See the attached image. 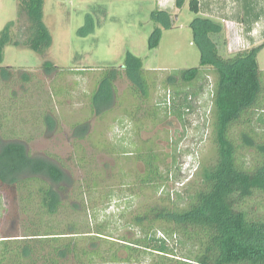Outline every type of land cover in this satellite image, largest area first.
I'll use <instances>...</instances> for the list:
<instances>
[{"label":"rangeland","instance_id":"1","mask_svg":"<svg viewBox=\"0 0 264 264\" xmlns=\"http://www.w3.org/2000/svg\"><path fill=\"white\" fill-rule=\"evenodd\" d=\"M190 1L183 0L179 7L177 0H44L42 22L50 34V43L39 53L25 44L30 38L27 33L30 20L25 12L20 15L19 0H0V32L14 23L11 32L20 42L5 47L0 65L10 73L4 77L0 69V140L21 141L30 155L56 162L71 180L65 185L68 196L61 192L65 208L49 217L44 228L58 221L64 222L61 229L66 233L74 229L77 232L73 223L87 227L91 233L98 228L108 242L103 248L118 243L122 237L132 241L142 239L139 229L131 226V215L156 204L158 198L166 196L163 191H169L172 200L177 201V195L185 193V187L179 183L184 180L183 165L190 158L203 164L215 161L216 149L208 127L215 82L212 69L202 68L206 77L193 87L176 83V89L194 93L189 97L190 113L188 110L184 113L188 118L186 125L173 115L166 116L173 105L174 86L165 82L177 72L200 67L201 52L194 25L203 19L223 27L221 33L211 37L221 56L256 49V60L264 77V12L254 9L250 0H212L214 15L204 9L195 13ZM160 11L168 13L171 21L164 15L154 14ZM225 20L242 24L248 36L238 43L229 41L224 30ZM168 21L172 23L170 27L166 26ZM158 28L159 44L151 48L150 38ZM128 54L142 61L141 78L151 87L150 95L144 100L132 92V83L124 71ZM45 63L52 64L55 70L46 72ZM114 69L121 76L111 86L116 96L107 106L104 100L110 94L105 93L110 87L104 84ZM141 87L138 84L139 91ZM98 90L102 91V97H97L100 110L95 112L93 102ZM256 106L249 110L247 122L237 124L235 136L238 138L243 129L252 131L261 145L264 143V83ZM150 109L157 111V120L161 122L140 126L131 118L137 113L136 117L145 121V112ZM46 117L54 119L53 129L46 125ZM78 123L89 124V136L85 140H76L72 128ZM142 142L160 154L164 170L173 169L175 148L178 151L176 162L180 170L173 169L171 181L160 190L152 184L139 185L138 178L145 170L144 164L137 160ZM239 152L244 167L255 166L259 149L255 147L249 152L245 148ZM176 177L181 179L175 182ZM89 188H92L91 194H87ZM15 195L13 200L4 199L0 203V239L23 236L24 223L34 217L32 210L26 214L19 212L17 205H22L23 200ZM185 199L182 206L187 204ZM249 204L257 205L255 210L259 212L264 211V195L258 193ZM163 234L159 233L158 237ZM168 245L178 256L189 253L188 245L179 237L170 239ZM129 252L119 253L126 259ZM153 256L140 250L130 263L103 262L101 258H97V263L150 264Z\"/></svg>","mask_w":264,"mask_h":264},{"label":"trees","instance_id":"2","mask_svg":"<svg viewBox=\"0 0 264 264\" xmlns=\"http://www.w3.org/2000/svg\"><path fill=\"white\" fill-rule=\"evenodd\" d=\"M43 2L44 0H19L20 15L25 12L30 20L27 30L30 38L25 44L39 53L50 43V34L42 22ZM182 3L183 0H177L179 7ZM190 7L195 13L200 12L198 0H191ZM154 14L164 15L171 21V16L165 11ZM171 25V22L166 24L169 27ZM14 26L11 23L0 32V65L4 59L5 47L20 44L11 32ZM194 26L196 44L201 52L200 67L183 70L168 77L165 83L171 84L174 89L173 105L166 116H175L182 125L188 123L184 113H190L189 97L194 93L176 89V83L186 88L193 87L206 77L204 68L212 69L215 82L211 91L212 107L208 127L212 134L210 140L215 145L216 159L213 163H200L192 179L194 181L183 186L187 204L181 205L183 195H177L178 199L174 201L169 191H163L166 196L158 198L156 204L131 215V226L139 229L143 234L142 239L132 241L122 237L118 243H112L110 248H103L108 242L98 228L91 233L87 231V227L82 228L79 223L80 226L73 223L77 232L74 229V232L66 233L61 229L63 221L44 228L49 217L65 208L61 192L68 196L65 185L70 184L71 180L56 162L30 155L21 141L0 140V203L4 199L13 200L17 194L23 200L22 205H17L21 209L19 212L26 214L27 211H34V217L26 225L24 223L23 236H4L6 239H0V264H99L97 258H101L103 262L111 260L115 263H130L140 250L158 258V262L154 258L150 264H264V211L259 212L255 210L257 205L249 204L258 193L264 195V143L260 145L257 136L245 129L238 138L235 136L237 124L247 122L249 110L258 106L264 83L256 60V49L223 57L211 38L212 35L221 33L223 27L205 19L197 20ZM160 33L158 28L152 34L151 48L158 46ZM0 69L4 77L10 76L8 68L0 66ZM44 69L49 73L55 67L45 63ZM124 71L132 83L135 96L142 100L147 98L151 87L141 78V59L128 54ZM116 72L118 70H111L110 77L104 84L110 87L105 93L110 94L104 100L107 106L113 103L110 100L114 101L116 96L111 91V86L121 76V73ZM138 84L142 85L140 91ZM101 92L98 90L94 95L95 112L96 109L97 112L100 110L96 102L97 97H102ZM179 98L184 99L178 101ZM154 110L145 112V121L137 118V113L131 118L140 126H147L149 123L156 125L161 121L157 120L158 114ZM148 119L152 120L149 122ZM45 121L50 129L56 125L51 117H46ZM89 128L88 123L75 124L72 129L76 140H85L89 136ZM146 142L151 144L150 141ZM255 147L260 152L256 164L251 169L246 168L240 161L239 150L247 148L251 152ZM177 152L175 148L171 165L176 171L180 170L176 162ZM137 154V160L145 166L144 173L138 178L139 185L144 187L152 184L156 190H160L171 181L173 169H163L160 154L155 149L142 142ZM179 179L181 178L176 177L175 182ZM89 189L87 194H91L92 188ZM159 233L165 235L158 237ZM178 237L188 245L187 255L178 256L174 249H170L169 240ZM122 250L131 251L126 259L120 255ZM108 252L112 253L106 255Z\"/></svg>","mask_w":264,"mask_h":264},{"label":"crops","instance_id":"3","mask_svg":"<svg viewBox=\"0 0 264 264\" xmlns=\"http://www.w3.org/2000/svg\"><path fill=\"white\" fill-rule=\"evenodd\" d=\"M202 0H199V6H200V10L204 9L206 11V13H209L210 15H214L212 13H214V11H216L214 4H212V0L211 2H209V0H204L203 2H201ZM252 1V6L254 9H260L261 12H264V4L262 2H264V0H250ZM254 12V11H253ZM260 14H258L259 16ZM224 23V30L226 31V37L229 41H235V42H240L242 38L245 39V36L247 35V30L246 28H244L242 26V24H240L239 22H236L234 20H225L223 21Z\"/></svg>","mask_w":264,"mask_h":264},{"label":"built area","instance_id":"4","mask_svg":"<svg viewBox=\"0 0 264 264\" xmlns=\"http://www.w3.org/2000/svg\"><path fill=\"white\" fill-rule=\"evenodd\" d=\"M200 163L195 161V158L192 157L188 161H186L183 165L182 169V178L186 181H181L179 184L184 186L186 185L195 175L197 170L199 169Z\"/></svg>","mask_w":264,"mask_h":264}]
</instances>
